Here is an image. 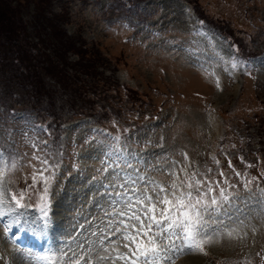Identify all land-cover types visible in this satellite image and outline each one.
Wrapping results in <instances>:
<instances>
[{"label":"rangeland","instance_id":"rangeland-1","mask_svg":"<svg viewBox=\"0 0 264 264\" xmlns=\"http://www.w3.org/2000/svg\"><path fill=\"white\" fill-rule=\"evenodd\" d=\"M1 13L5 30H19L18 18L53 62L16 70L0 42V177L12 209L0 216V264H35L4 233L42 240L50 226L71 238L79 225L76 255L52 247L53 264H100L125 243L131 207H149L142 192L160 216L195 180L213 188L209 202L221 189L229 200L189 256L264 264V0H0ZM20 51L30 59L24 40ZM22 192L27 207L17 208ZM166 195L172 205L157 203ZM113 214L116 246L86 238Z\"/></svg>","mask_w":264,"mask_h":264},{"label":"snow or ice","instance_id":"snow-or-ice-1","mask_svg":"<svg viewBox=\"0 0 264 264\" xmlns=\"http://www.w3.org/2000/svg\"><path fill=\"white\" fill-rule=\"evenodd\" d=\"M217 87H219L218 81ZM236 175L239 176L240 173H236ZM50 186L51 178H46L44 180L43 195L39 197L41 201L39 210L45 216H47ZM171 187L176 189L177 185L173 183ZM245 187H247V184H245ZM187 188L189 189L187 192H180L178 195L173 194L175 207L171 209L165 207L160 211L159 219L155 215L157 204L151 203V197L145 198L149 201V207L145 212L144 218L135 213L129 217L130 220L138 222L131 225L132 231H124L122 233V240L129 242L124 243L123 247L128 249L131 256L134 257V259L130 260V264H161L162 261L174 264V257L177 255H188L202 251L201 240L217 231L216 228L212 227L216 223L215 208L220 203L227 202L229 198L226 196L225 190L221 189L219 193L221 199L218 201L215 197H211L209 202L206 197L213 192V188L208 187L207 191H202L199 180H195L194 184L188 183ZM160 191L165 192L166 190L161 188ZM3 195V189L0 187V216L7 214L2 207L4 204ZM18 196L19 198L17 196L12 197L15 207H27L22 203L25 193H19ZM137 203L143 204L144 201L138 199ZM157 203L172 205L173 201L166 195L161 197ZM11 210L9 209L8 211ZM176 213H179V215ZM121 214L124 215L125 213ZM154 227L155 231H153ZM128 228L129 225L125 224V229ZM141 234L148 237L147 244L139 240ZM130 244H135V249L131 248ZM108 258L106 255L98 256L99 260H107ZM40 259L48 260L49 257H41ZM116 259L128 261L129 257L119 254ZM69 264H81V258L73 260L70 257Z\"/></svg>","mask_w":264,"mask_h":264},{"label":"trees","instance_id":"trees-1","mask_svg":"<svg viewBox=\"0 0 264 264\" xmlns=\"http://www.w3.org/2000/svg\"><path fill=\"white\" fill-rule=\"evenodd\" d=\"M1 19H0V42H5V44L7 45L6 48L8 50V55L9 58L11 59V62H13V65L15 66L16 70L21 69H25L28 68L29 65L31 64H35L38 63L39 65H45L47 63H51L53 62L52 58L49 55H45L44 53H41L39 50L37 51V49L33 48V45H31V43L29 41H27L25 39L26 35V28L25 25L20 22L18 20V18H16L17 21V27L19 30H16L15 28L11 27V24H8L9 26H6V28H8L7 30H5V27H3V23H2V18H4V13L0 14ZM16 17H18L16 15ZM3 30V31H2ZM2 38V39H1ZM22 38V39H21ZM24 40V45L27 46L28 51L30 53V59H26V56L24 57V60L21 59L23 53L20 51L21 50V43ZM47 62V63H46ZM58 63V61L56 60V64ZM63 67H64V63ZM25 65V67H24ZM35 68V66H34ZM26 72H28L30 75L33 74V72L26 70ZM45 83V80H44ZM44 83H39L37 92L40 93V90L42 89ZM36 104L38 106H40L41 104V96L39 94V96H36L35 98ZM49 102V106H50ZM39 109H37L36 111L38 112ZM56 117V116H53Z\"/></svg>","mask_w":264,"mask_h":264},{"label":"bare ground","instance_id":"bare-ground-1","mask_svg":"<svg viewBox=\"0 0 264 264\" xmlns=\"http://www.w3.org/2000/svg\"><path fill=\"white\" fill-rule=\"evenodd\" d=\"M263 209H264V205H263ZM193 254H194V253H193ZM193 254H190V255H193ZM196 254L199 256V253H196ZM101 256H103V255L101 254ZM116 257H117V255L114 256V258H115L114 261H115V260H118V261L120 262V260H119V259H116ZM185 258H187V259H186L187 261L190 260V263H189V264H199L198 261H196V263H195V260H196V257H195V256L191 257V256L188 255V256L185 257ZM111 259H112V258H111ZM111 259H109V260H111ZM182 260H183V259H182ZM182 260H181V261H182ZM106 263H108L107 260H103L100 264H106ZM166 263H167V261H162V262H161V264H166Z\"/></svg>","mask_w":264,"mask_h":264}]
</instances>
